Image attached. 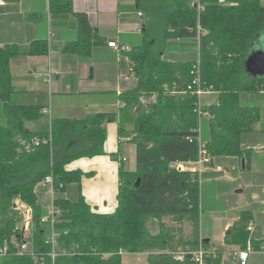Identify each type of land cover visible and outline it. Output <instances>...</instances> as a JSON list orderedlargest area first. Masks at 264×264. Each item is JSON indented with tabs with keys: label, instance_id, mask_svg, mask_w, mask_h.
I'll use <instances>...</instances> for the list:
<instances>
[{
	"label": "trees",
	"instance_id": "16d2710c",
	"mask_svg": "<svg viewBox=\"0 0 264 264\" xmlns=\"http://www.w3.org/2000/svg\"><path fill=\"white\" fill-rule=\"evenodd\" d=\"M191 1L136 0L144 25L126 55L137 85L120 94L117 113L84 120L52 118L37 131H28L27 124L41 121L46 107L13 101L10 63L23 55L47 54L48 43L35 41L26 51L17 45L0 47V248L13 237L21 238L15 203L33 209L32 253L19 255L11 249L0 264H37L35 256L43 257L42 264H123L122 253H147L148 264H194L189 258L176 261L170 252L200 245L208 249L209 242L200 240L199 175L172 167L195 162L199 154V100L188 87L198 77L203 89L219 93L218 105L203 107L210 114L209 152L214 157H245L250 150L243 144L255 131L261 111L241 97L264 91V77L246 70L250 46L264 31V6L260 0H204L205 10L198 15ZM50 7L53 14H72L77 20L78 39L66 45V52L85 57L103 43L87 15L73 12L71 0H50ZM188 47L195 49L192 57L176 54ZM106 122H117L120 136L131 137L136 169L120 168L117 208L113 214H97L81 194L76 200L64 196L83 176L66 166L105 155ZM48 176L59 211L53 226L55 247L46 242L52 231L47 221L51 202L42 203L36 192ZM166 219L178 226H169ZM252 219L251 211L242 212L226 231L225 244L245 250ZM153 221L156 233L149 226ZM186 222L192 231L187 239L178 235ZM205 264H222L221 254L210 251Z\"/></svg>",
	"mask_w": 264,
	"mask_h": 264
},
{
	"label": "crops",
	"instance_id": "0c3cea01",
	"mask_svg": "<svg viewBox=\"0 0 264 264\" xmlns=\"http://www.w3.org/2000/svg\"><path fill=\"white\" fill-rule=\"evenodd\" d=\"M71 1L73 12L86 14L95 36L103 41L85 57L65 51L66 45L77 41L79 35L77 20L72 14H53L50 0H0V47L17 45L26 51L33 42L40 40L46 41L49 47L45 55H23L11 61L16 91L13 101L50 107L51 118L84 120L97 113H117L120 94L135 88L137 79L130 73L128 56L118 54L108 42L118 41L132 47L134 40L141 37L143 15L140 16L136 0ZM260 1L264 6V0ZM50 73L52 79L47 82ZM206 95L211 101L201 103L203 107L219 104V93ZM241 98L244 104L261 111V120L243 144L250 152L242 158H214L212 167L200 176L227 175L225 164L233 166L244 178L242 184L236 181L234 193L236 196L246 194V198L239 201L233 196L222 210L216 205L210 213L207 210L205 213L200 183V240L209 242L208 249L214 254H221L222 264H240L239 254L247 248L225 244V234L242 212L251 211L248 245L254 250L246 264H264L261 250L264 245V92L243 93ZM45 117V122L27 124V130L37 131L46 125L49 118ZM200 125L201 138L207 143L210 140L209 120L202 119ZM103 128L106 131L105 155L69 163L68 171H78L83 176L80 185L67 187L64 196L76 200L81 194L92 212L113 214L118 205L119 170L123 167L126 171H135L136 146L131 137L120 136L117 122H106ZM36 192L42 203L50 202L47 187L40 185ZM147 256V253H122V262L148 264Z\"/></svg>",
	"mask_w": 264,
	"mask_h": 264
},
{
	"label": "built area",
	"instance_id": "2783aa9c",
	"mask_svg": "<svg viewBox=\"0 0 264 264\" xmlns=\"http://www.w3.org/2000/svg\"><path fill=\"white\" fill-rule=\"evenodd\" d=\"M224 3V0H220ZM191 8H194L198 15L201 14L205 10L206 5L204 4V0H192L190 3ZM142 16V14H140ZM108 46L112 49H114L118 54H127L131 52V46L127 44L119 43L118 41H110L108 42ZM131 71V68H130ZM52 76L51 73L48 75L47 82H51ZM188 91H190L192 94H194L198 100V107L197 112L199 115V123L197 127L198 137L197 141L199 144V154L198 158L195 162L190 163H174L172 164L175 169H178L180 171H188L193 173H202L203 171H206L210 169L214 162V156L209 152L207 149V143L204 142L201 138V130H200V123L202 119H208L210 120V114L206 110L203 109L200 98L204 94L210 93L211 91L205 90L201 87L200 79L198 77L195 78V80L192 82V84L188 87ZM155 97H152V100H154ZM144 101V99H142ZM44 116H48L49 121H51V110L50 107L43 109ZM35 144H39V140H35ZM21 144L23 146L26 145L25 141H21ZM187 164H191L190 166H187ZM42 185L44 187H47L49 196H50V218L47 219V221L50 222L52 225V231L47 236L46 242L48 244H51L53 247L57 246V235L53 230V226L55 224L56 216L59 213L58 209L54 205V197H55V190L53 186V178L52 176H48L43 182ZM15 209L19 212L21 217V224L17 227V230L20 232L21 238L18 239L16 237H13L10 242H6L5 245L0 248V260L3 258H6L11 249H15V251L19 255H23L26 253L31 254L32 253V231H33V209L28 206L27 204L17 201L15 203ZM253 247L249 244L246 251L239 254V260L240 264H246L249 254L253 251ZM261 250L264 252V245L261 246ZM210 254V251L206 249L203 245H200L198 249L196 250H189L185 248H178L172 252H170V255L172 258L179 262H184L186 259H190L194 264H205V257ZM56 252L53 250L51 253L52 259L56 257ZM35 260L37 264H42L43 257H36Z\"/></svg>",
	"mask_w": 264,
	"mask_h": 264
},
{
	"label": "rangeland",
	"instance_id": "374dc122",
	"mask_svg": "<svg viewBox=\"0 0 264 264\" xmlns=\"http://www.w3.org/2000/svg\"><path fill=\"white\" fill-rule=\"evenodd\" d=\"M219 2L223 3L220 0H219ZM261 48L264 51V35H263L261 42L250 47V49H249L250 54L254 53L256 51H259ZM179 49H181V48H178L176 50H179ZM194 52H195V49L191 50V48L189 49V47H188L186 49V51L177 52L176 54L184 56V57L188 56V58H190L194 55ZM165 55L169 56L170 54L168 53V51H166ZM200 101L202 104H205L211 100H210V97L208 95L204 94L203 96H201ZM0 114H1V112H0ZM45 121H47V117L43 118L39 122H45ZM214 158L216 159L218 157H214ZM225 165L228 169L227 175L226 174H214V175H210V176H200L201 175L200 173H196L199 175L200 183H201V185H203V189H204V190L202 189L201 196H202L203 204L205 205V207H204L205 213H206V210H207V213L208 212L210 213L211 208L213 206H216V205H219L220 210H222L224 208L226 202L230 198H232L233 196L238 197L239 201H243L246 198V194L236 196L234 193L235 188H236V181H238L240 184H242V182L244 180V178H241L240 171L239 170L235 171V168L233 166H230L228 164H225ZM40 185L42 186V184H40ZM166 223L169 226H178L177 224L173 223L170 219H166ZM20 224H21V220L17 223V227L20 226ZM149 226H150L153 233H156L158 231L156 221L151 222L149 224ZM181 227H182V232L179 233L178 235H179V237L187 239L188 236H190V234L192 232L191 226L189 223L186 222L183 225H181Z\"/></svg>",
	"mask_w": 264,
	"mask_h": 264
},
{
	"label": "water",
	"instance_id": "95a60500",
	"mask_svg": "<svg viewBox=\"0 0 264 264\" xmlns=\"http://www.w3.org/2000/svg\"><path fill=\"white\" fill-rule=\"evenodd\" d=\"M263 35L264 31H262L258 35L257 39L253 42L251 46H254L255 44L261 42ZM246 70L253 77H264V51L262 50V48L259 51H256L251 54L250 51L248 52L246 58Z\"/></svg>",
	"mask_w": 264,
	"mask_h": 264
}]
</instances>
